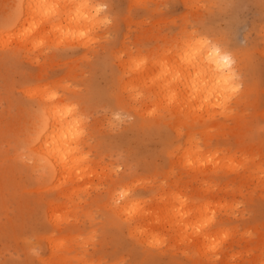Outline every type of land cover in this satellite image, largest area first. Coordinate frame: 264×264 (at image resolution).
<instances>
[{
  "label": "rangeland",
  "instance_id": "rangeland-1",
  "mask_svg": "<svg viewBox=\"0 0 264 264\" xmlns=\"http://www.w3.org/2000/svg\"><path fill=\"white\" fill-rule=\"evenodd\" d=\"M90 1L95 7L107 4V11L96 13L87 32H76L79 40L27 45L28 50L15 43L16 32L0 44V264H46L51 254L37 237L52 230L46 200L58 195L53 187L39 188L26 151L16 161L10 149L29 135L24 125L39 99L25 91L37 85L85 111L92 133L85 149L99 162L79 181L78 191L57 202L68 208L62 233L78 236L64 254L81 261L66 264H264V0ZM16 5L17 0H0V29L12 23ZM105 17L110 24L102 23ZM188 35L234 54L239 83L229 112L196 129L197 147L191 150L184 137L172 147L177 138L170 127H135L138 119L121 101L125 94L113 87L126 59L161 53ZM177 144L178 157L201 158L208 173L170 156ZM122 183L132 186L151 214H167L170 204L159 199L162 193L185 191L176 196L192 205L188 219L216 216L221 233L214 227L203 244L193 243L187 234L154 222L147 231L161 244L145 246L112 217L110 193Z\"/></svg>",
  "mask_w": 264,
  "mask_h": 264
},
{
  "label": "bare ground",
  "instance_id": "bare-ground-1",
  "mask_svg": "<svg viewBox=\"0 0 264 264\" xmlns=\"http://www.w3.org/2000/svg\"><path fill=\"white\" fill-rule=\"evenodd\" d=\"M96 13V7L90 0H17L11 26L0 29V44L4 47L17 32L20 40L16 39L15 43L19 42L20 47H37L46 42H67L68 45L71 39H78L76 32L82 31L84 27L87 32ZM55 17L58 20L54 23ZM59 35L62 38L57 39ZM235 61V55L222 44L197 35H188L178 40L173 48H165L161 53L126 59L121 67L118 65L122 68V75L116 84L113 82V87L122 95L125 94L121 101L138 119L135 127L144 128L155 124L170 127L177 138L171 143L172 147L174 141L178 143L184 137L191 150L197 147L195 130L206 128V121L214 116L229 112L230 104L239 91ZM25 92L31 98H38L39 104L36 109L29 108L31 113L24 125V134L29 132L26 141L13 142L10 149L16 161L26 151L39 188L49 190L53 187L58 195L57 199L46 200L45 214L52 230L37 237L40 243H46L51 250L44 262L55 264L58 259L63 264L69 260L80 262V258L64 254L77 241L78 236L71 237L62 233L61 225L69 222L63 217V211L67 209L68 212V208L62 210V205L57 202L62 196L78 191L79 181L90 177L99 165L98 159L91 158L85 149L90 146L92 136L85 121V111L75 101L67 97L65 99L57 92H49L48 87L37 85ZM24 141L25 146L22 144ZM174 147L170 156L178 157L180 145ZM183 155L178 157L180 165L192 170L198 169L201 174L208 173L207 167L201 166V158L193 159ZM120 185L118 190L110 193L114 203L112 217L132 238L145 246L161 244L149 237L147 231V226L154 222L161 227L168 226L170 231L187 234L188 241L193 243L198 239L201 241L199 243L204 242L214 227V230L221 233L222 223L216 216L202 220L196 218L192 222L188 219L192 205L176 196L178 192H181L180 195L186 194L185 191L172 189L162 193L159 199L170 204L169 208H165L167 214L157 213V210L151 214L145 208V201L133 192L132 186L126 183ZM148 217L151 218L146 222Z\"/></svg>",
  "mask_w": 264,
  "mask_h": 264
},
{
  "label": "clouds",
  "instance_id": "clouds-1",
  "mask_svg": "<svg viewBox=\"0 0 264 264\" xmlns=\"http://www.w3.org/2000/svg\"><path fill=\"white\" fill-rule=\"evenodd\" d=\"M107 4H98L97 7H96V12L99 14V13H103V12H106L107 11ZM102 23L103 24H110L111 23V20L107 17H105L103 20H102Z\"/></svg>",
  "mask_w": 264,
  "mask_h": 264
},
{
  "label": "snow or ice",
  "instance_id": "snow-or-ice-1",
  "mask_svg": "<svg viewBox=\"0 0 264 264\" xmlns=\"http://www.w3.org/2000/svg\"><path fill=\"white\" fill-rule=\"evenodd\" d=\"M117 118H119V117H117Z\"/></svg>",
  "mask_w": 264,
  "mask_h": 264
}]
</instances>
